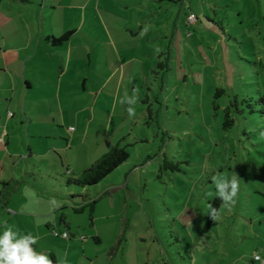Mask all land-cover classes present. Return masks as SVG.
Returning a JSON list of instances; mask_svg holds the SVG:
<instances>
[{
  "label": "rangeland",
  "instance_id": "rangeland-1",
  "mask_svg": "<svg viewBox=\"0 0 264 264\" xmlns=\"http://www.w3.org/2000/svg\"><path fill=\"white\" fill-rule=\"evenodd\" d=\"M171 1L154 4L159 13L156 21L172 25L167 38L163 32L154 41L159 52L156 63L144 68L147 86L142 74L133 79L141 83L136 92L142 99L135 105L133 123L114 143L125 147L127 161L95 186L66 185L67 178H76L108 149L104 124L108 121L113 131L127 108L119 102L121 97L112 98L110 92L94 106L92 135L70 153L74 169L81 160H89L76 176L61 166L59 177L50 170L53 156L60 161L56 151L47 156L49 162L35 153L31 163L19 161L18 153L27 154V145L14 144L13 137L10 151L17 158L9 162L7 155L4 160L16 168L12 190L0 185V194L12 199L8 211L13 214L0 204V234L5 224L20 234L31 233L35 223L30 215L40 211L37 206L45 207L36 194L50 191L67 205L97 202L92 225L87 208L82 214L69 212L75 236L71 240L70 232L52 227L60 236L50 230L47 239L34 245L39 253L49 248L63 255L60 242L71 240L90 242L85 264H264V138L259 135L264 131V106H254L264 98V0ZM188 14L194 15L193 23L187 21ZM217 89L224 93L215 100V111ZM18 101L20 107L8 116L14 114V125L26 126L28 117L21 115L25 100L13 99V105ZM248 104L262 113H251ZM227 107L234 123L225 129ZM147 109L150 117L144 113ZM80 128L73 126L76 134ZM37 145L32 142L33 152ZM164 162L177 168L162 169ZM233 172L240 179L237 203L231 211L221 205L220 218L210 221L207 206L215 196L207 193H215L212 176L230 179ZM46 173H52L53 180ZM63 232L68 238L62 237ZM75 252L76 248L70 250L71 257ZM255 255L259 262L253 261Z\"/></svg>",
  "mask_w": 264,
  "mask_h": 264
},
{
  "label": "crops",
  "instance_id": "crops-1",
  "mask_svg": "<svg viewBox=\"0 0 264 264\" xmlns=\"http://www.w3.org/2000/svg\"><path fill=\"white\" fill-rule=\"evenodd\" d=\"M166 1L172 2L153 0L152 4L147 0H0V149H4L0 157V185L3 188L12 190L11 176L16 171L12 164L4 163L7 155L9 162L17 158L10 151L13 137L16 140L14 144L18 145L20 141L21 145L25 142L27 145L28 153L19 152V161L31 163L35 153L42 161L49 162L47 156L56 151L60 153V161L53 156L50 170L57 177L61 176L58 175L59 166L67 174L74 176L83 170L84 164L89 160H81L79 167L74 169L70 153L77 146L83 147L88 136L92 135L91 128L96 119L94 106L100 96L108 92L116 99L123 97L125 93L132 96V92L137 91V85L142 88L139 81L133 80L140 74L144 76L147 86L144 68L156 63L154 41L163 32L164 38H167L166 31L172 25L171 21H156L159 13L155 11L154 4ZM2 2L5 5H1ZM53 38L63 40L53 43ZM131 76L134 78L131 79ZM13 99L25 100L21 115L28 119L26 126L22 124L24 127L13 124V113L11 117L8 116V112L17 111L20 107L19 101L13 105ZM141 99L138 97V101ZM27 100L30 101L28 111ZM144 113L150 117L148 109ZM118 118L120 120L113 131H110L108 121L104 124L103 133L108 138V144L104 147L108 149H104L100 157L90 161L91 165L108 153L115 146L119 134L124 133L125 127L133 123L126 110ZM74 125L81 128L77 134L74 129V134L69 135L65 126L73 128ZM34 141L38 144V151L33 152L31 148ZM92 144L97 145L96 142ZM25 168V173L29 175V163ZM21 174H24L23 170ZM46 176L53 180L52 173H46ZM36 195L38 202L45 203V207L37 206L40 211L30 215L35 223L31 234L38 236L39 240H45L52 227H57L60 232H70L72 240L75 235L71 233L69 212L82 214L85 209L79 212L75 210L85 203L79 206H74L76 203L67 205V201L55 200L50 191H39ZM11 201L10 197L5 199V195L0 194V204L5 206L4 210L9 214H13L8 211ZM60 218H63L62 224ZM93 239L95 243H100L99 238ZM71 240H61L60 247L65 249L63 255L57 256L49 248L41 253L48 255L52 264H85L90 242L79 244ZM33 247L35 248L34 245ZM75 248L76 252L71 257L70 250Z\"/></svg>",
  "mask_w": 264,
  "mask_h": 264
},
{
  "label": "clouds",
  "instance_id": "clouds-1",
  "mask_svg": "<svg viewBox=\"0 0 264 264\" xmlns=\"http://www.w3.org/2000/svg\"><path fill=\"white\" fill-rule=\"evenodd\" d=\"M159 52V49H156ZM122 105H127L126 111L129 119L136 116L135 105L138 102V92L134 90L132 96L127 93L120 98ZM260 137L264 138V131L259 133ZM212 183L215 186V193H207L208 196H215L221 201L223 208L231 211L236 205L240 192V179L233 172L231 178L223 175H213ZM207 214L211 220L220 218V212L212 204H208ZM39 240L38 236H33L31 233L27 235L20 234L18 230H14L13 226L5 224V230L0 234V264H52V260L48 255L37 252L33 245ZM260 259L259 256L256 257Z\"/></svg>",
  "mask_w": 264,
  "mask_h": 264
},
{
  "label": "trees",
  "instance_id": "trees-1",
  "mask_svg": "<svg viewBox=\"0 0 264 264\" xmlns=\"http://www.w3.org/2000/svg\"><path fill=\"white\" fill-rule=\"evenodd\" d=\"M63 39H52L53 43H60ZM224 93V90L217 89L214 93V102L213 107L214 110H218V106L215 103V100L219 98ZM260 104L264 106V98H258L257 102H254V106L256 104ZM248 106L252 107V112H259L262 113V109H256L254 106H251L248 104ZM230 110L229 107L226 108L225 114H224V122L223 127L225 129H228L232 127L234 121L230 117ZM128 159V153L125 149V147H120L118 144H116L114 147L110 149L108 153L103 155L100 159L95 161L88 169L81 172L79 176L76 178H67L66 179V185L67 186H77V187H92L100 183L104 178L108 177L115 169H117L119 166H121L123 163H125ZM168 166L174 170L177 168L175 164H172V162H164L161 166L162 169H167ZM97 202V200L90 201L88 203H85L83 206H81L79 209H76L75 211L79 212L81 209H88V215L90 221H92V214L94 212V204ZM212 204L213 207H216L219 211L221 207V201L219 198H215L214 200L209 202ZM211 221V218H210ZM60 223H63V218H60Z\"/></svg>",
  "mask_w": 264,
  "mask_h": 264
},
{
  "label": "built area",
  "instance_id": "built-area-1",
  "mask_svg": "<svg viewBox=\"0 0 264 264\" xmlns=\"http://www.w3.org/2000/svg\"><path fill=\"white\" fill-rule=\"evenodd\" d=\"M186 19H187V21H188L189 23H193L194 20H195L194 15H192V14H189V15L187 16ZM68 130H69V131H73V128L70 127V128H68ZM53 234H54L56 237L60 236V233H58L55 229H53ZM61 234H62V237H63V238H68L67 233L63 232V233H61ZM256 257H257V256L255 255L254 258H253V261H254V262H259L260 259L257 260Z\"/></svg>",
  "mask_w": 264,
  "mask_h": 264
}]
</instances>
